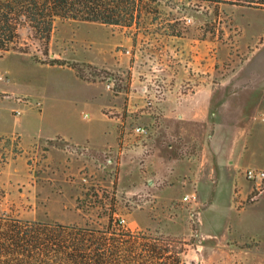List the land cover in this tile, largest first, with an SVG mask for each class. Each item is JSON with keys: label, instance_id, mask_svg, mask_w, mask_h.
<instances>
[{"label": "rangeland", "instance_id": "1", "mask_svg": "<svg viewBox=\"0 0 264 264\" xmlns=\"http://www.w3.org/2000/svg\"><path fill=\"white\" fill-rule=\"evenodd\" d=\"M145 1L137 23L126 28L57 18L48 53L44 41L24 28L21 42L29 45L28 52L2 54L0 87L17 102L6 100L0 107V119L11 127L9 133L0 127V213L92 227L111 220L134 232L182 240L184 264H238L236 212L264 200V184L258 190L247 178L235 186L212 179L200 188L188 179L186 166L198 168L214 159L215 142L209 136L214 117L194 120L188 134L179 116L182 103L175 100L165 107L164 100L149 108L139 95L141 85L152 81L155 54L171 57L173 64L165 97L174 85L182 96L183 65L189 67L183 60L190 59L189 76L197 83L203 77L209 89L229 84L238 69L264 67V9L199 0ZM134 54L139 74L132 69ZM244 76L234 78L235 86ZM109 79L113 90L107 88ZM237 88L243 94L252 87ZM17 107L21 114L12 110ZM109 119L117 120L119 144L94 149L91 136L108 137L104 133L114 127ZM20 123L30 148L22 139L21 148V136L13 133L20 132ZM256 123V128L264 127V120ZM50 125L62 126L78 143L56 138L60 150L49 159L51 143L43 144L42 137ZM137 126L145 132H135ZM191 193L196 198L185 200ZM263 206L247 210L242 220L246 229L264 231Z\"/></svg>", "mask_w": 264, "mask_h": 264}, {"label": "trees", "instance_id": "2", "mask_svg": "<svg viewBox=\"0 0 264 264\" xmlns=\"http://www.w3.org/2000/svg\"><path fill=\"white\" fill-rule=\"evenodd\" d=\"M264 9V0H199ZM145 0H0V57L28 52L21 30L47 43L57 18L132 25ZM182 240L134 232L110 222L104 227L28 220L0 213V264H184Z\"/></svg>", "mask_w": 264, "mask_h": 264}, {"label": "crops", "instance_id": "3", "mask_svg": "<svg viewBox=\"0 0 264 264\" xmlns=\"http://www.w3.org/2000/svg\"><path fill=\"white\" fill-rule=\"evenodd\" d=\"M236 26L238 25L236 24ZM240 48L242 49V47ZM22 57L28 59L26 55H22ZM237 57L241 60L242 56L237 55ZM246 59L245 57L244 60ZM185 61H187L186 63H188L187 66L189 67L185 68V65H183V79L186 86H184L183 92L180 93L182 96L178 95V85H174L169 89L168 95L161 105L164 104L166 107V105H171L175 100L178 103H182L183 112L179 116H181L184 123V132H188V134L191 131V122H195L194 120L204 122L208 115L213 116L214 125L212 131L214 130V133L209 136L215 142L212 153L214 159L211 162L203 163L206 166L205 168L203 167L204 165H200L197 168L193 163H189L186 166V170H188L187 177L196 182L200 188L212 182V179H215L219 184L239 185L243 179H246L245 170L247 168L257 167L255 165L259 161L263 162V167L260 166V168H264V127L256 128V122L264 120V67L260 66L247 72L238 69L233 73L229 84H217L216 87L209 89L203 84L204 80L201 79L203 77L197 83L195 79L189 76L190 59L183 60V62ZM241 73H245V76L242 77L244 81L235 86L234 78L239 77ZM200 74H204L201 69ZM249 83L252 87L250 91L247 89L248 91L245 93L238 94L239 88L237 87H247ZM180 99L181 102H179ZM6 100H8V104L17 102L10 97L7 88L3 86L0 87V107H2L3 103L5 104ZM132 105H134L133 102ZM209 107H212V111ZM16 109L19 108H12L13 111ZM165 117H168V115H164L163 118ZM109 120L114 127H108V131L106 130V133H104L109 134L108 137L105 136L103 140H100L101 136L99 135L91 136V143L94 147H98L94 149L105 150L113 145L116 147L119 144L120 130L118 129L117 120ZM24 125L20 123V132L13 133H18L21 136L20 147L22 139V144L24 141L25 147L30 148L32 144L30 145L25 139L24 132H22L24 131ZM9 126L10 124H6L4 119H0V127L5 129L2 132L9 133L11 131ZM50 128L48 133L42 137L45 140L43 144L51 143V145L47 146L50 155L49 159L60 150V143L56 144L53 140L59 137L61 140L74 142L72 135L67 130H63L62 126L50 125ZM222 139L228 140L222 141ZM249 149H252L251 153H248ZM191 195L194 196V199L196 198L195 193H191ZM258 204H264V200L254 203L253 207L247 210H255ZM247 210L236 212L238 215L237 231L233 233V237L234 248L237 250L238 264H264V231L260 228L246 229L244 227L245 221L242 220L247 218ZM242 251H245V255L244 253L242 254ZM242 256L243 259L240 261L239 258Z\"/></svg>", "mask_w": 264, "mask_h": 264}, {"label": "built area", "instance_id": "4", "mask_svg": "<svg viewBox=\"0 0 264 264\" xmlns=\"http://www.w3.org/2000/svg\"><path fill=\"white\" fill-rule=\"evenodd\" d=\"M133 51L131 49H126L125 53L130 55ZM135 61V65L133 64L132 69H136V63L138 62V55L134 54L132 56ZM137 60V62H136ZM172 60L171 57L168 60H165L162 57V54L158 57L155 56L150 59V70L152 74V81L151 79L149 82L143 83L141 85V97L144 99L146 107H155L157 105H160L165 99H166V86H167V78H170L172 76V72L170 71L172 69ZM140 71L137 70V74H139ZM141 74H144L141 72ZM109 82L107 83V88L109 90H113L115 84L114 81L109 79ZM184 82V81H183ZM186 86V84L184 83ZM24 102V104H28V100L26 98H18V102ZM15 114H21L22 110L16 109L14 110ZM135 132L137 133H144L145 129L137 126L135 127ZM245 176L248 180L252 181L258 190L261 189L262 185L264 184V168H258V167H249L245 170ZM194 196L191 194H186L184 199L185 200H191Z\"/></svg>", "mask_w": 264, "mask_h": 264}]
</instances>
